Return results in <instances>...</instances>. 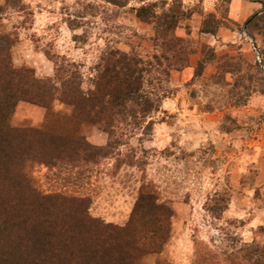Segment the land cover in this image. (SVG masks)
Instances as JSON below:
<instances>
[{"label":"rangeland","instance_id":"obj_1","mask_svg":"<svg viewBox=\"0 0 264 264\" xmlns=\"http://www.w3.org/2000/svg\"><path fill=\"white\" fill-rule=\"evenodd\" d=\"M149 3L158 13L182 4L194 14L181 20L175 35L162 36L161 25L137 14ZM0 5V43L4 36L15 39V64L34 69L38 77L54 78L50 55L59 63L63 57L74 62L86 91L106 48L155 62L145 87L157 108L113 136L76 119L61 102L50 108L17 103L13 126L81 134L105 147L98 162L38 164L34 175L42 190L87 195L92 215L124 225L142 184L149 183L173 210L171 237L159 253L133 251L134 264H199L205 257L211 258L206 264H232L231 253L248 244L264 246V89L260 78H248L257 61L264 69V0H131L123 7L105 0H0ZM210 13L220 22L215 33L202 31L212 21ZM162 54L169 59L159 63ZM241 61V72H227Z\"/></svg>","mask_w":264,"mask_h":264},{"label":"trees","instance_id":"obj_2","mask_svg":"<svg viewBox=\"0 0 264 264\" xmlns=\"http://www.w3.org/2000/svg\"><path fill=\"white\" fill-rule=\"evenodd\" d=\"M105 1L123 7L131 0ZM136 10L139 17L161 25L162 36L175 35L181 20L194 14L184 10L182 4H174L163 13L155 10V3L143 4ZM3 11L0 5V14ZM210 18L212 21L205 22L202 31L215 33L220 22L214 13H210ZM3 39L0 43V264H134L133 251L161 252L171 237L173 210L160 200L159 193L149 183L142 184L124 225L107 222L92 215L89 196L67 189L46 192L34 175L38 164L54 168L63 163L98 162L105 147L93 144L81 134L34 126L16 127L10 123L19 101L44 108L61 102L71 107L76 119L99 126L113 136L125 124H141L142 118L157 108L145 87L155 62L146 63L141 56L106 48L86 91L83 74L74 62L63 57L59 63L50 55L55 62V76L41 78L34 69L15 64L16 40L10 36ZM162 58L169 59L162 54L156 60L161 63ZM241 63L227 72H241ZM260 64L255 63V70L248 78L250 81L260 78L264 89V69ZM200 68H204L203 63ZM248 245L227 259L232 264L240 257L243 260L240 263L264 264V246ZM202 259L199 264L211 260Z\"/></svg>","mask_w":264,"mask_h":264},{"label":"water","instance_id":"obj_3","mask_svg":"<svg viewBox=\"0 0 264 264\" xmlns=\"http://www.w3.org/2000/svg\"><path fill=\"white\" fill-rule=\"evenodd\" d=\"M260 61L262 62V59H261V57H260Z\"/></svg>","mask_w":264,"mask_h":264}]
</instances>
